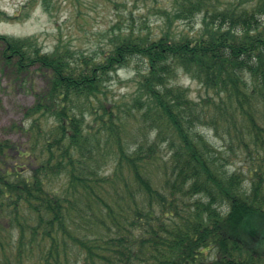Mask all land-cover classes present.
<instances>
[{"label": "trees", "instance_id": "obj_1", "mask_svg": "<svg viewBox=\"0 0 264 264\" xmlns=\"http://www.w3.org/2000/svg\"><path fill=\"white\" fill-rule=\"evenodd\" d=\"M167 1L92 50L0 34V67L45 80L0 139V264H264V0Z\"/></svg>", "mask_w": 264, "mask_h": 264}, {"label": "rangeland", "instance_id": "obj_2", "mask_svg": "<svg viewBox=\"0 0 264 264\" xmlns=\"http://www.w3.org/2000/svg\"><path fill=\"white\" fill-rule=\"evenodd\" d=\"M158 6L172 9L167 0H0V10L21 17L0 21V34L35 35L46 50L51 49L58 39L84 51L92 50L104 45L105 35L117 32L118 27L148 25L159 30L165 24V17L155 13L154 8ZM191 26L198 29L200 18L193 24L183 21L173 24L176 30ZM134 75L132 68L118 71L119 78H115L110 86L111 96L121 99L133 93L137 87ZM177 82L189 87L195 99L206 95L196 81L182 73ZM44 84V77L36 70L18 76L0 67V139L15 142L26 139L22 131L10 127L13 122L22 121L21 108L33 103L35 91ZM207 136L221 148L222 140L211 131ZM241 166L245 171L247 167Z\"/></svg>", "mask_w": 264, "mask_h": 264}]
</instances>
